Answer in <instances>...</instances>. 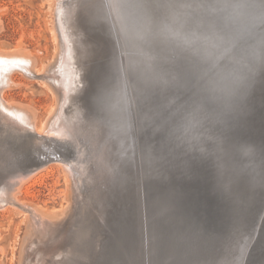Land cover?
Masks as SVG:
<instances>
[{
	"label": "bare ground",
	"instance_id": "bare-ground-1",
	"mask_svg": "<svg viewBox=\"0 0 264 264\" xmlns=\"http://www.w3.org/2000/svg\"><path fill=\"white\" fill-rule=\"evenodd\" d=\"M44 2L54 11L51 31L56 42V50L52 60L39 67L37 57L27 47L18 45L10 50L0 49L1 125L6 126L5 131L9 130L6 140L13 139L14 142L24 140L21 148L27 159L24 161L27 164L8 169L0 178V187L3 186L1 189L3 191L0 190V201H6L5 206H12L18 214H23L25 219H28L30 227L22 244L19 264H28L29 259H35V256L37 258L40 256L38 260H49L47 256L50 254L49 249H45L47 252L44 254H48L43 255L36 238L45 241L44 243H50L51 246L60 247L71 231L69 228L64 232V228L68 222L77 220L81 215L76 213L81 207V201H86L92 208L94 207L93 209L97 208L98 203L95 202L93 193H99L102 189L103 192L98 196H102L103 200L99 204L104 211H108L105 203L109 201L108 198L110 199L109 191L118 196V200L113 201L117 206L113 205L112 212L120 215L122 221L116 227L122 230V235L120 231H114L115 236L109 235L106 231L102 235L101 230H98L99 224L98 226L90 224V227L96 229L95 238L99 237V242L105 248L102 253H98L100 257L98 261L101 264H170V262L180 264L184 260L188 264H197L195 249L199 244L204 252L201 255L203 264H214L212 258L215 256L224 258V261L228 259L229 262L226 264H264V164L260 165L262 162L256 166L258 171L254 170V173H251L252 179L250 178L248 183L242 178L236 180L237 176L234 174L233 179L230 178L220 184L228 194L227 197L225 193L227 204L225 212L229 217L216 221L204 219L198 214L197 205L200 202L193 192L185 202L181 194L183 191L176 186H169L167 184L169 181L158 183L151 181L149 177L147 181L145 180V163L138 147V142L140 143L142 139L139 128L134 124L136 121L134 117L137 115L136 104L133 106L136 100L135 91L137 89L139 93L144 90L145 75H152L150 77L155 83L161 81L162 84H174L170 75L162 71L165 62L168 61L162 60L164 55L159 51L164 52L165 45L175 46L172 41L182 43L183 39H189L175 36L184 30L180 23L182 18L189 14H186L188 7L186 8L183 3H177V0H165L164 3L160 0H44ZM154 12L158 15L154 16ZM1 26L0 18V29ZM181 45H186V42ZM152 50H155L154 54ZM156 57L158 64L154 65L152 61ZM170 57L171 60L175 59L173 56ZM174 61H170L169 68L177 67ZM188 61L186 59V64ZM92 68H97L95 74H92V78L95 79L86 85L84 77ZM133 71H140L141 79L144 81L141 82L142 85L129 76V73H134ZM15 72H21L29 78L35 76L34 78L56 88L57 100L41 124H38V110L34 106L8 100L5 96L7 89L19 84L13 78ZM100 81L102 82L99 83ZM147 91L151 93L150 90ZM110 93L113 94L112 97ZM195 96L200 98L199 94ZM77 99L83 102L79 104ZM92 102L95 107L89 108L88 104ZM121 127L125 132L120 130ZM121 131L122 133H119ZM211 131L215 133L214 129ZM261 135L255 134L250 138L253 142H258ZM198 136L196 133H188L187 145L197 144L195 138ZM68 138L76 139V144ZM206 138L221 142L218 135L207 134ZM109 145L113 147L111 150L117 147L129 150L128 154L132 155H129V161L132 162L129 163V167L119 169L113 165L114 155ZM148 145L147 148L150 146ZM189 148L195 151L197 149L196 152L201 153L203 159L206 156L215 158L213 154L219 153L217 148L210 149L201 145L194 149L191 146ZM245 148L244 154L251 156V148ZM0 149V156L9 153L11 155L10 150ZM256 153L259 158L264 157V148H260ZM154 159L156 166H150L149 163V167L153 169L152 174L155 178L168 177L160 167L161 159L156 156ZM238 162L236 167L241 169L239 174L251 172L249 167L241 168L244 165H241V161ZM50 163L59 164L66 178L64 197L67 205L62 204L59 208L53 209L19 197L24 184ZM228 166L231 167V164ZM211 168L207 166L201 170L210 171ZM120 173L125 176L122 184L111 179L112 174ZM259 176L261 177L258 183L256 178ZM89 179L98 191H94L85 199L81 182ZM188 182L190 180L184 181L186 185H189ZM194 183L190 184L194 186ZM94 212L91 214H95ZM97 219L98 217L95 223ZM109 227V231L112 232L111 225ZM63 232V236L59 235ZM86 234L88 231L84 235ZM33 235L36 237L33 238ZM82 237L86 248L88 241L84 239L86 236ZM56 238L58 240L51 244ZM35 244L37 245L33 246ZM32 246L35 248L32 249ZM5 248L0 244L1 252H4ZM60 253L55 254L61 255ZM174 257L177 259L176 262L172 261ZM36 259L32 264H41ZM88 259L89 257L86 258ZM0 264H4L2 258Z\"/></svg>",
	"mask_w": 264,
	"mask_h": 264
},
{
	"label": "water",
	"instance_id": "water-1",
	"mask_svg": "<svg viewBox=\"0 0 264 264\" xmlns=\"http://www.w3.org/2000/svg\"><path fill=\"white\" fill-rule=\"evenodd\" d=\"M178 2L188 7L186 14H189L180 23L184 30L175 36L189 39L181 41L186 45L172 41L175 46L169 44L165 45L164 52L158 50L166 53L162 60L168 61L165 62L167 67L162 71L170 75L174 84H162L160 81L158 85L153 82L152 75L144 74L146 83L141 91L145 98L144 116L156 121L157 127L165 125L171 129L184 148L183 151L173 148L172 156L180 158V162L173 161L168 172L162 170L168 177H159L155 182H171L167 184L183 191L181 194L185 202L193 192L200 202L197 205L198 214L204 219L216 221L229 217L225 212L226 192L220 184L233 179L234 174L236 180L242 178L248 183L252 179L251 173L258 171L256 166L261 162L260 165L264 164V157L256 155L260 148H264V0ZM185 22L187 24L184 25ZM152 52L154 54L155 50ZM158 57L152 64H158ZM186 59L189 60L188 64ZM170 61L177 64L175 69L168 67ZM129 76L135 78L139 85L144 83L140 71L131 72ZM155 87L161 92H155ZM179 94L180 101L175 97ZM167 102H171V105L168 106ZM212 129L215 133H211ZM188 133L200 136L195 138L197 144L187 145ZM207 134L218 135L221 139L218 144L231 140L236 155L222 159L221 148L207 144L213 140L207 139ZM255 134H262L258 142L250 138ZM198 145L217 148L219 153L213 154L215 158L206 156L203 159L201 153L196 152L197 149L189 148L194 149ZM245 147L251 148V156L244 154ZM146 149L152 155L149 148ZM236 159L244 165L241 168L249 167L251 172L239 174L241 169L236 167L239 163ZM181 162H184L185 173L179 169ZM144 163L146 165L148 162ZM230 164L231 167L228 166ZM207 166L212 167L210 171L201 170ZM231 169L236 171L231 173ZM260 177H255L258 183ZM185 180H190L189 185L184 183ZM192 182H195L194 186L190 184ZM107 233L115 236L109 228Z\"/></svg>",
	"mask_w": 264,
	"mask_h": 264
},
{
	"label": "rangeland",
	"instance_id": "rangeland-1",
	"mask_svg": "<svg viewBox=\"0 0 264 264\" xmlns=\"http://www.w3.org/2000/svg\"><path fill=\"white\" fill-rule=\"evenodd\" d=\"M164 1L165 0H160V2L162 3H164ZM141 6L142 5H138V7ZM0 11H1L0 18L2 19V26L0 29V49L3 48V50H10L18 45L27 47L28 49H31L34 55L37 57V65L39 67L44 66L48 61L52 60V57H54L53 54L56 50L55 47L56 42L54 41L53 34L51 31L53 25V17H54L53 14L54 11L52 10V7L50 8L49 5L44 2V0H0ZM156 15H158V13L154 12V16ZM165 54L166 53L162 55L166 56ZM95 69L97 68H92L87 71L84 77L85 78L84 83L86 85H88L91 80L93 81L95 79L92 78V74L93 75L95 74L94 73ZM34 77L29 78V76H26L21 72H15L13 74V78L19 84L10 89H7L5 92V96L8 100H16L34 106L38 110V117L40 122V123L38 122V124H41V122L44 121L46 117L49 115V110L57 100L56 98L57 90L50 84L48 83L45 84L40 79H36ZM101 82L102 81H100L99 83ZM48 85H50L51 87L50 86L48 87ZM50 88L54 89L55 91L51 90ZM180 89H182V87H180ZM176 90L179 89L176 88ZM155 92L160 93L161 90L155 87ZM135 93H136L135 94L136 100L134 101L133 106H135L136 104L137 115L136 117H134V119L136 120L134 124L139 128L140 137L143 141V143L142 141H140V143L138 142V147H140L143 161L146 163L148 162V164H146L144 168L145 180L147 181V178L149 177L151 181H156L157 179L152 174V172L154 171L149 167V163L150 166L153 167L156 166L155 162H153L155 160L153 155L155 154L154 156L161 159L160 162L161 169L168 172L170 170L173 161L180 162L179 160L180 158L177 157L175 158L172 156L173 148H175L174 150L177 151L179 150L183 151L184 148L183 146H181L182 142H179L180 139L178 140L177 138L174 137L175 135L172 133L171 129H169L165 125H162L161 127H159L158 125L157 127L155 125L156 121H154L152 118L150 119L144 116L145 98L141 92L140 93L137 92V89ZM110 94L112 97L113 94L112 93ZM180 95L181 94L175 96L179 101H180ZM162 100H164V97H162ZM76 101L79 104L83 102L81 99H77ZM93 104H94L93 102L89 103L88 104L90 105L89 108H94L95 105ZM167 105L170 106L171 102H167ZM94 115H99V114L94 113ZM1 124H2V120L0 119V148H2L3 151L10 150L11 155L9 153L7 155L0 156L1 158L0 178L4 176L5 171L11 168H19V166L22 165L24 161L27 160L25 157L26 153H24V150H22L21 148L24 144V140L19 139L18 141L16 140V142H14L13 139L6 140L5 137L7 135V132L9 133V130L5 131L4 129L6 128V126L4 124L3 125ZM122 129L123 128L121 127L120 130ZM122 131L119 133H122ZM4 132L5 134H3ZM69 140L75 143L76 139L74 140L73 138H70ZM230 141L228 139L225 140L223 143L218 144V142L215 140H209L207 144L212 146L214 145L215 147L219 146L224 155L222 159L225 160L234 157L236 155L234 149L235 147L230 143ZM147 144L150 145V147L148 148L149 151L152 152V155L149 154L148 149H146ZM112 148L113 147L110 146V151H112L114 155L112 157L113 165L119 169L122 168L126 169L127 166L129 167L130 166L129 163H132L129 161L130 156H132L131 154H128L129 150L125 147L122 149L120 147H117L115 150H111ZM22 154L24 155L22 156ZM144 157H146V159H144ZM183 163L184 162H181V164L178 163L181 173L182 171H184V173L186 172L185 171L186 168L183 166ZM24 164L27 163L25 162ZM234 171L236 170H232L231 173ZM214 174L215 173H213V176H215ZM111 176H112L111 179L117 180L119 184L123 183L125 177V176L123 177V173L112 174ZM216 179L218 180L217 176ZM64 180H66V178L63 168L57 163H50L46 165V167L42 168V170L38 171L35 175H33L24 184V186L22 187V191L19 194V197L25 200H31L42 207L51 208V209L59 208L62 204L67 205L66 199L64 197L65 196L64 191L66 189V183ZM90 181L91 180L89 179L84 181L82 180L81 182V187L83 188L84 191L83 197L85 199L89 198L94 191H98L97 188L93 187L92 181L91 182ZM2 188L3 186L1 185L0 190ZM99 191L101 195L103 189ZM99 193L98 192L93 193L95 194L94 200L98 204L99 202L101 203V201L103 200L102 196L101 197L98 196ZM3 194L6 196L5 192ZM108 194H110V199L108 198L109 201L105 203L107 205L105 207L108 208V211L106 210L104 211L100 207V204L96 205L98 209L97 208L93 209L94 207L92 208L86 201H81V207L78 208L76 212L79 215L80 214L81 215L78 216L79 218L77 220L74 219L68 222V225L64 228L65 229L63 230L64 232H66V229L68 230L69 228H71L70 229L71 231L69 232V237L65 238L62 241L60 247L51 246L50 243L49 244L48 242L44 243L45 241L42 242L39 241L38 238H36L37 239L36 242L37 243L39 242L38 246L41 247L43 250L42 254L43 255H47L48 253L50 254L47 255L49 256V260H38L40 256L38 258L35 256V259L37 258L36 260L40 261L41 264L43 263L41 261H45V262L47 261L46 264H64V263L65 264H96V263L101 264L98 261V259H100L98 253L99 252L102 253L104 246L101 242H99V237L95 238V235L97 236L96 229L95 227H90V224H96L97 226L99 224L100 228L98 227V230L99 231L101 230L102 235L104 231L106 232L108 231V228H110L109 225H111L112 232L120 231V235H122V230L116 227L117 225L121 224L122 220L120 219V215L112 212L113 205L117 206L116 204H114L113 201H115V199L118 200L117 198L118 196L114 195L113 191H109ZM5 205H7L6 201H0V208H1L0 209V238H1L0 244L6 247L4 252L0 251V258L3 259L4 264H19L20 263L19 261L21 259L20 256L22 253L21 252L22 244L25 240L24 238H26L25 235H27L29 231L28 229H30V227L28 226V219L26 220L23 214H18V212L15 209H13L12 206H5ZM91 210L92 212L95 211L94 213L96 215L95 214L92 215ZM97 217H98L97 219L98 221L97 223H95ZM87 231L88 234L84 235L85 233H87ZM64 232L60 233L59 235L62 234L63 236ZM82 236L84 237L86 236L84 239L88 241L87 244L88 247L86 248H85V244L83 245L82 242L83 239H81ZM32 237L35 238L36 236L33 235ZM54 240L57 241L58 239L57 238L53 239L51 241V244L56 242ZM36 245L37 244L33 246ZM33 246L32 249L35 248ZM200 246L201 245L199 244L198 246H196L195 249L197 264H203L202 263L203 258L201 257V255L204 252L202 251ZM45 249H49L47 254H44V252L45 253L47 252ZM62 251H64L65 254ZM103 252H105V250ZM55 253H60L61 255ZM87 257H89L88 260H86ZM227 257L230 256H226V258ZM31 259H29L28 264H32V261L35 260L34 258L32 260ZM212 259L214 264H226L229 262L228 259L224 261V258L221 259V257L219 256H215ZM176 260L177 259L175 257L174 259H172V261L175 262ZM45 262L43 264H45ZM170 264H175V263L170 262ZM180 264H188V263L186 262V260H184L181 261Z\"/></svg>",
	"mask_w": 264,
	"mask_h": 264
}]
</instances>
